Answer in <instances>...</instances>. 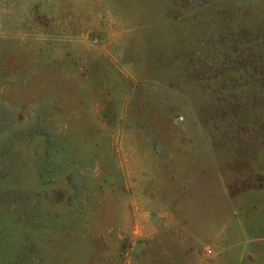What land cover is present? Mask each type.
Returning a JSON list of instances; mask_svg holds the SVG:
<instances>
[{"label":"rangeland","instance_id":"obj_1","mask_svg":"<svg viewBox=\"0 0 264 264\" xmlns=\"http://www.w3.org/2000/svg\"><path fill=\"white\" fill-rule=\"evenodd\" d=\"M0 264H264V0H0Z\"/></svg>","mask_w":264,"mask_h":264}]
</instances>
